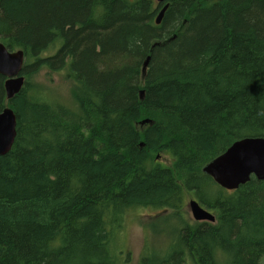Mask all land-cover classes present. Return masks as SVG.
<instances>
[{
  "label": "trees",
  "instance_id": "1",
  "mask_svg": "<svg viewBox=\"0 0 264 264\" xmlns=\"http://www.w3.org/2000/svg\"><path fill=\"white\" fill-rule=\"evenodd\" d=\"M168 2L157 24L155 0H0V42L24 51L26 78L8 102L0 75V111L17 117L0 155V264H123L138 207L179 223L162 264H264V180L226 190L203 171L264 137V0ZM43 68L71 81L67 103L32 82ZM188 197L216 221L188 220Z\"/></svg>",
  "mask_w": 264,
  "mask_h": 264
},
{
  "label": "water",
  "instance_id": "2",
  "mask_svg": "<svg viewBox=\"0 0 264 264\" xmlns=\"http://www.w3.org/2000/svg\"><path fill=\"white\" fill-rule=\"evenodd\" d=\"M166 8L167 5L157 17V23L161 22ZM150 58L149 55L144 63V72ZM23 64V50H8L6 45L0 42V74L8 77L6 80L8 99L13 98L24 84V76L19 75L23 69ZM141 93L143 96L144 91L142 90ZM148 122L150 120L145 119L140 123ZM16 136V114L12 108L6 107L0 112V155H5L11 150ZM203 171L211 176L217 184L227 189H237L249 181L252 175L264 180V137L254 136L237 139L223 153L208 162ZM189 207L195 220L215 222V215L202 207L198 200L191 199Z\"/></svg>",
  "mask_w": 264,
  "mask_h": 264
},
{
  "label": "rangeland",
  "instance_id": "3",
  "mask_svg": "<svg viewBox=\"0 0 264 264\" xmlns=\"http://www.w3.org/2000/svg\"><path fill=\"white\" fill-rule=\"evenodd\" d=\"M32 82L35 85H41L47 93L59 101L67 103L71 98V81L65 78L63 71L43 68L33 76ZM145 124L147 123L142 126ZM160 161L162 163L172 162V157L163 154L160 156ZM191 199V197L187 198L184 211L187 219L194 221L189 207ZM164 213L167 215L170 214V211H155L138 207L127 214L124 229L119 236L121 237L120 258L123 264H162L166 258L177 257V250L180 249L179 223L176 220L165 218L167 216L162 215ZM143 257L146 260L142 263ZM182 258L187 259L185 255ZM181 264L193 263L182 260Z\"/></svg>",
  "mask_w": 264,
  "mask_h": 264
},
{
  "label": "flooded vegetation",
  "instance_id": "4",
  "mask_svg": "<svg viewBox=\"0 0 264 264\" xmlns=\"http://www.w3.org/2000/svg\"><path fill=\"white\" fill-rule=\"evenodd\" d=\"M155 1H156L158 4H160V5L162 6V8L159 10V12H158V14H157V16H156V20H157V17H159L161 11H162L163 8L167 5V8H166V10L164 11V14H163V17H164V15H165V13H166V11H167V9H168L170 3L168 2V0H163V1L155 0ZM163 17H162V19H163ZM156 22H157V21H156ZM161 22H162V20H161ZM161 22H160V23H161ZM160 23H157V24H160ZM2 43H3V42H2ZM157 43H159V42H157ZM157 43H155L154 46H155ZM3 44H4V43H3ZM5 45H6V44H5ZM6 47L8 48V50H11L7 45H6ZM18 50H22V49H18ZM11 51H17V50H11ZM148 56H149V55H148ZM148 56H147V57H148ZM146 60H147V58H146ZM146 60H145V61H146ZM145 61H144V63H145ZM24 64H25V53H24ZM24 64H23V68H24ZM148 65H149V63H148ZM148 65L146 66V70H145V72H144V70H143V72H142L143 74H145V73L147 72ZM143 68H144V64H143ZM0 75L3 77V87H4V89H5L6 99H7V101H8V100H11V99H13V98H11V99H8V98H7L8 96H7V89H6V80H7L8 77H5V76L2 75V74H0ZM19 75H22V76H24V78H25V75L23 74V69H22V71L20 72ZM25 81H26V78H25ZM25 81H24V84H23L22 88H23L24 85H25ZM22 88H21V89H22ZM21 89H20V90H21ZM19 92H20V91H19ZM19 92H17L16 94H18ZM16 94H15V95H16ZM15 95H14V96H15ZM14 96H13V97H14ZM8 102H9V101H8ZM6 107H10V106H9V105H6L4 108H6ZM4 108H3V109H4ZM10 108H12V107H10ZM3 109H2V110H3ZM2 110H1V111H2ZM1 111H0V112H1ZM14 112H15V111H14ZM15 114H16V113H15ZM243 138H244V137H243ZM230 145H231V144H230ZM230 145H229V146H230ZM229 146H228V147H229ZM228 147H227V148H228ZM227 148H226V149H227ZM226 149H225V150H226ZM225 150H224V151H225ZM224 151H223V152H224ZM223 152H222V153H223ZM220 154H221V153H220ZM220 154H219V155H220ZM217 156H218V155H217ZM213 159H214V158H213ZM252 176H254V175H252ZM252 176H251V177H252ZM255 177H256V176H255ZM212 179H213V178H212ZM250 179H251V178H250ZM213 180H214V179H213ZM249 181H250V180H249ZM249 181H247V182H249ZM247 182H246V183H247ZM246 183H245V184H246ZM218 185H219V184H218ZM243 185H244V184H243ZM240 186H241V185H240ZM240 186H239V187H240ZM239 187H238V188H239ZM222 188H223V187H222ZM238 188H237V189H238ZM224 189H226V190H235L236 188H234V189H227V188H224ZM192 199H196V198H192ZM196 200H198V199H196ZM198 201H199V200H198ZM199 202H200V201H199ZM200 204H201V203H200ZM201 205H202V204H201ZM202 207H204V206L202 205ZM204 208H206V207H204ZM206 209L209 210L208 208H206ZM209 211H210V210H209ZM210 212H211V211H210ZM211 213H212V212H211ZM214 215H215V214H214ZM195 221H198V220H195ZM215 221H216V216H215ZM199 222H201V221H199Z\"/></svg>",
  "mask_w": 264,
  "mask_h": 264
}]
</instances>
